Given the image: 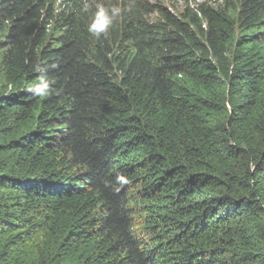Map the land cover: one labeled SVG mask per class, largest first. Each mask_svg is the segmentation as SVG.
Instances as JSON below:
<instances>
[{"label": "trees", "instance_id": "16d2710c", "mask_svg": "<svg viewBox=\"0 0 264 264\" xmlns=\"http://www.w3.org/2000/svg\"><path fill=\"white\" fill-rule=\"evenodd\" d=\"M88 2L0 0V264H264V0Z\"/></svg>", "mask_w": 264, "mask_h": 264}, {"label": "clouds", "instance_id": "9594fccd", "mask_svg": "<svg viewBox=\"0 0 264 264\" xmlns=\"http://www.w3.org/2000/svg\"><path fill=\"white\" fill-rule=\"evenodd\" d=\"M90 6L91 5L88 0H84L83 10L87 11ZM95 8L96 11L94 13V17L87 25V31L95 37H100L101 34L107 36L108 30L120 16L122 9L115 5L110 8L105 7L102 3H95ZM36 71L41 73L38 78V82L29 85L27 91L33 97L47 98L53 92V89L50 86V81L45 75L47 69L37 65ZM115 182L116 184L123 186L128 183V179L123 174H117ZM116 191H119V188H117Z\"/></svg>", "mask_w": 264, "mask_h": 264}, {"label": "rangeland", "instance_id": "374dc122", "mask_svg": "<svg viewBox=\"0 0 264 264\" xmlns=\"http://www.w3.org/2000/svg\"><path fill=\"white\" fill-rule=\"evenodd\" d=\"M163 4L165 5V7H170L169 0H163ZM180 4H178V5H180Z\"/></svg>", "mask_w": 264, "mask_h": 264}]
</instances>
